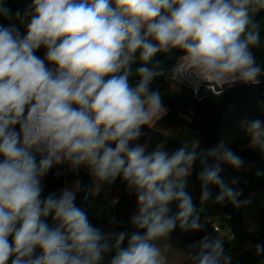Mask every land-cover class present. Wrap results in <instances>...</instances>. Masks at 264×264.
<instances>
[{
  "label": "clouds",
  "instance_id": "1",
  "mask_svg": "<svg viewBox=\"0 0 264 264\" xmlns=\"http://www.w3.org/2000/svg\"><path fill=\"white\" fill-rule=\"evenodd\" d=\"M261 14L264 0H31L15 12L0 0V264H167L160 242L178 228L205 231L210 202L250 205L240 178L221 175L224 165L246 167L223 141L169 151L141 138L168 111L152 87L166 73L194 93L264 83ZM162 57L175 63L166 68ZM240 127L264 157V120ZM54 168L84 169L93 183L45 194ZM117 180L136 197L131 232L94 225L76 203ZM189 248L190 264H232L217 234ZM254 248L264 257V243Z\"/></svg>",
  "mask_w": 264,
  "mask_h": 264
},
{
  "label": "trees",
  "instance_id": "2",
  "mask_svg": "<svg viewBox=\"0 0 264 264\" xmlns=\"http://www.w3.org/2000/svg\"><path fill=\"white\" fill-rule=\"evenodd\" d=\"M30 2L31 0H7V6L15 12L18 8L23 10ZM257 19L264 25V14L258 16ZM4 23L9 22L4 21ZM38 54H42V51ZM256 55L258 62L264 66V27L261 30V46L256 50ZM162 59H165L166 68H170L175 63V57H162ZM175 84L176 81H173L168 73L157 78L152 84L153 88H158L161 91L164 103L168 107V112L156 120L155 125L192 127L202 135V148L214 147L219 141H223L226 146L245 159L246 167L236 171L225 165L221 175L226 179L239 177L240 184L237 187L243 188L244 191H253L256 195L263 193L264 176H255V170L264 167V157L247 146L248 140L243 136L240 125L241 121L245 119L264 120V83L259 86L243 84H236L230 88L225 86L224 92L209 93L202 97L191 96L186 88L178 92L173 88ZM181 114L188 115L190 121H187ZM144 133L145 135L141 139L149 145L150 150L159 144H164L169 151L180 146L179 142L165 138L154 127L145 126ZM199 167L200 162L197 160L195 170L198 171ZM56 171L57 169H52L43 180L45 194L56 192L64 187L69 177L75 180L79 179L85 188L93 183L92 177L84 169L80 170L79 177L73 174L57 176ZM115 188H120L122 192L114 200L100 198L95 194H88V198L85 199V191H81L77 194L76 203L87 212L94 225L102 226L105 230H128L131 232L134 229L129 220L137 207L135 194L129 195L119 180L114 185H104L101 191H112ZM199 189L200 182L195 178L194 173L189 179V190L192 191L197 204H199ZM209 205L218 207L217 220L212 217ZM255 209L257 229L255 232H251L244 226L242 207L235 208L229 202L223 205L210 202L205 208L202 217L206 220L204 222L205 231L213 236L217 234L224 240L225 252L231 256L232 264H260V261L264 260V257L255 254L254 248L257 243H264V200ZM113 216L117 218L115 222H112ZM210 220L217 224L219 231L212 228ZM205 231L184 233L178 228L171 238L175 243L185 245L189 251H194L189 248V245L198 241ZM189 234L190 236H188Z\"/></svg>",
  "mask_w": 264,
  "mask_h": 264
},
{
  "label": "rangeland",
  "instance_id": "3",
  "mask_svg": "<svg viewBox=\"0 0 264 264\" xmlns=\"http://www.w3.org/2000/svg\"><path fill=\"white\" fill-rule=\"evenodd\" d=\"M173 88L174 90L178 92L181 91V89L186 88L189 90L191 96L193 95L191 90L188 87H186L184 84H179L176 82ZM163 115L155 119L152 122V124L149 125V127H154L156 130L160 131V133H162V135L165 138L176 140L177 142L180 143V145L182 143H186V142H190L192 140L198 139L201 141V147H202L203 145L202 135L196 129H193L192 127H186L184 125H172V126H165L161 124L155 125L156 120H158ZM181 116L184 117L187 121H190L188 115L181 114ZM142 142L145 143V141H142ZM73 181H74V178L69 177L66 180L65 185L70 186L73 183ZM120 192H122L120 188H115L112 191H101L98 195L96 194L95 195L99 196L100 198H107L109 200H114ZM245 197H250L252 202L250 205L242 207L243 216H244V226L246 230L255 232L257 229V219H256L255 207L258 206V204L262 202V200H264V192L256 195L253 191H244V195L241 198L243 199ZM209 208H211L212 217L217 220L218 219V213H217L218 207L216 208L215 206L209 205ZM202 221L205 222L206 221L205 218L202 219ZM188 236H190V234ZM163 243H164V240L160 242V246L162 248L163 256L166 257L167 259V264H190V261L188 260V255L190 251L188 249H185L184 251H180L181 249H172L170 245L164 246Z\"/></svg>",
  "mask_w": 264,
  "mask_h": 264
},
{
  "label": "built area",
  "instance_id": "4",
  "mask_svg": "<svg viewBox=\"0 0 264 264\" xmlns=\"http://www.w3.org/2000/svg\"><path fill=\"white\" fill-rule=\"evenodd\" d=\"M183 84L192 91V94L195 97H202V96H205L206 94H209V93H217V92L220 91L219 89H217L215 87L212 88V89L206 90V86L205 85H201V87L199 89V92L198 93H194L193 88L187 82H185ZM209 222H210V224H211V226H212V228L214 230L219 231V228H218L217 224L213 220H210Z\"/></svg>",
  "mask_w": 264,
  "mask_h": 264
},
{
  "label": "crops",
  "instance_id": "5",
  "mask_svg": "<svg viewBox=\"0 0 264 264\" xmlns=\"http://www.w3.org/2000/svg\"><path fill=\"white\" fill-rule=\"evenodd\" d=\"M75 181V179H74ZM73 181V182H74ZM164 246L166 245H170V247H172V249H181L180 251H184L186 248L185 245L183 244H178V243H175L174 241H172V238L168 239V240H164Z\"/></svg>",
  "mask_w": 264,
  "mask_h": 264
}]
</instances>
